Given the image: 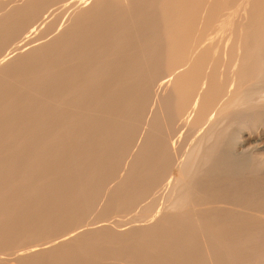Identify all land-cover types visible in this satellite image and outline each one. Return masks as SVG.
Listing matches in <instances>:
<instances>
[{"label":"bare ground","instance_id":"bare-ground-1","mask_svg":"<svg viewBox=\"0 0 264 264\" xmlns=\"http://www.w3.org/2000/svg\"><path fill=\"white\" fill-rule=\"evenodd\" d=\"M9 261L264 264V0H0Z\"/></svg>","mask_w":264,"mask_h":264},{"label":"rangeland","instance_id":"rangeland-1","mask_svg":"<svg viewBox=\"0 0 264 264\" xmlns=\"http://www.w3.org/2000/svg\"><path fill=\"white\" fill-rule=\"evenodd\" d=\"M10 262H11V263H10ZM12 262H13V261H9V262H6V264H9V263H10V264H13ZM0 264H1V263H0ZM2 264H4V263H2Z\"/></svg>","mask_w":264,"mask_h":264}]
</instances>
